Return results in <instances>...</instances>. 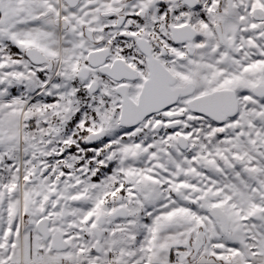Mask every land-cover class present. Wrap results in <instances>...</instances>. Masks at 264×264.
<instances>
[{
	"label": "snow or ice",
	"instance_id": "6c2138e0",
	"mask_svg": "<svg viewBox=\"0 0 264 264\" xmlns=\"http://www.w3.org/2000/svg\"><path fill=\"white\" fill-rule=\"evenodd\" d=\"M0 264H264V0H0Z\"/></svg>",
	"mask_w": 264,
	"mask_h": 264
}]
</instances>
